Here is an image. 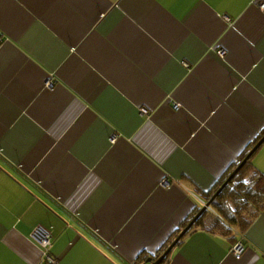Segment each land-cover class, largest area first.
<instances>
[{
  "label": "crops",
  "instance_id": "1",
  "mask_svg": "<svg viewBox=\"0 0 264 264\" xmlns=\"http://www.w3.org/2000/svg\"><path fill=\"white\" fill-rule=\"evenodd\" d=\"M263 4L0 0V264H49L37 229L55 264H140L202 209L264 131ZM240 235L163 264H264V212Z\"/></svg>",
  "mask_w": 264,
  "mask_h": 264
},
{
  "label": "trees",
  "instance_id": "2",
  "mask_svg": "<svg viewBox=\"0 0 264 264\" xmlns=\"http://www.w3.org/2000/svg\"><path fill=\"white\" fill-rule=\"evenodd\" d=\"M263 136L264 131L250 145V148L241 155L239 160H237V162L234 164L232 170L222 179L219 185L210 191V194L200 192L201 196L207 201V203L212 200L217 191L227 182L232 173L246 159V157L263 138ZM255 155L256 152L240 169L233 181L229 182V184L216 197L210 206L211 209L206 210L204 214L198 219V221H196L188 234L192 233L196 229L201 228L212 233H219L222 236L232 237L231 235L237 231L239 232V235L241 234V239L238 242L243 244V236L251 227L255 219L264 212V176L254 168L251 162ZM249 176H251L254 185L251 190H247L245 187V178ZM226 202H230L232 207H227ZM200 210V208L195 209L194 212L189 215L175 230L173 235L162 245L157 253L152 256V258L148 256H141L139 263L146 264L148 259L155 261L160 256H162L173 243V241L180 235V233L193 221ZM232 212H234V215H230ZM206 217H211L212 222L210 224L205 222ZM225 223L231 225L232 227L226 230L223 227V224ZM233 239L236 240L237 238L234 236ZM235 240L234 243H236ZM169 256L166 258L165 262L168 261Z\"/></svg>",
  "mask_w": 264,
  "mask_h": 264
},
{
  "label": "water",
  "instance_id": "3",
  "mask_svg": "<svg viewBox=\"0 0 264 264\" xmlns=\"http://www.w3.org/2000/svg\"><path fill=\"white\" fill-rule=\"evenodd\" d=\"M264 144V136L263 138L257 143V145L252 149L250 154L246 157V159L240 164V166L232 173L230 178L227 180V182L217 191V193L214 195L212 200L208 202L196 215V217L193 219V221L180 233V235L173 241V243L169 246V248L165 251V253L160 256L157 260L153 261L152 259L147 260V264H163L166 260V258L171 254V252L177 247L179 242L189 233V231L192 229L196 221L204 214L208 208L212 205L213 201L216 199V197L222 192V190L229 184V182L233 181L237 173L240 171V169L246 164V162L252 157V155L260 149V147Z\"/></svg>",
  "mask_w": 264,
  "mask_h": 264
},
{
  "label": "built area",
  "instance_id": "4",
  "mask_svg": "<svg viewBox=\"0 0 264 264\" xmlns=\"http://www.w3.org/2000/svg\"><path fill=\"white\" fill-rule=\"evenodd\" d=\"M262 8H264V4L261 6ZM1 41V39H0ZM220 54L222 55L223 53L220 52ZM144 114H147V111H142ZM33 238L38 241L41 246L45 249V256L46 258L49 260V264H55V260L54 258H52L48 251L49 248L51 246V237L50 234L47 233L46 231L42 230V229H37L34 234H33ZM244 251V246L242 243H237L233 249H232V253L235 257L239 258V256L241 255V253Z\"/></svg>",
  "mask_w": 264,
  "mask_h": 264
},
{
  "label": "clouds",
  "instance_id": "5",
  "mask_svg": "<svg viewBox=\"0 0 264 264\" xmlns=\"http://www.w3.org/2000/svg\"><path fill=\"white\" fill-rule=\"evenodd\" d=\"M245 187H246L247 190H251L252 187H254L253 182H252V179H251V176L245 178ZM238 202H239V201H238ZM226 205H227V207H232V205H231L230 202H226ZM230 215H234V212L230 213ZM223 227H224L226 230H228V229H230L232 226L229 225V224H227V223H225V224H223Z\"/></svg>",
  "mask_w": 264,
  "mask_h": 264
}]
</instances>
